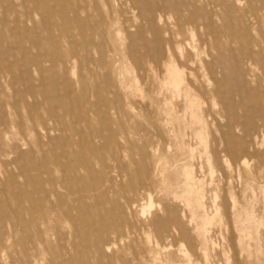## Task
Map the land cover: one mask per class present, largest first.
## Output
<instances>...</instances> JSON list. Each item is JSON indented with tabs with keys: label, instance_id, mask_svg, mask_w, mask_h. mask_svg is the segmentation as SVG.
I'll return each instance as SVG.
<instances>
[{
	"label": "rangeland",
	"instance_id": "rangeland-1",
	"mask_svg": "<svg viewBox=\"0 0 264 264\" xmlns=\"http://www.w3.org/2000/svg\"><path fill=\"white\" fill-rule=\"evenodd\" d=\"M6 69L69 137L0 155V264H264V0H0ZM51 178L39 231L20 200Z\"/></svg>",
	"mask_w": 264,
	"mask_h": 264
},
{
	"label": "bare ground",
	"instance_id": "bare-ground-1",
	"mask_svg": "<svg viewBox=\"0 0 264 264\" xmlns=\"http://www.w3.org/2000/svg\"><path fill=\"white\" fill-rule=\"evenodd\" d=\"M183 18L182 21L186 19ZM164 66L166 70L165 84L170 86L173 91L183 92L191 106L198 105V100L191 97L190 94L188 74L172 62L165 63ZM6 70L0 73V80L9 90V93L0 90V155L14 153L19 159L30 161H34L40 155L41 160L46 161L48 150L54 148L59 140H53L50 137V131H61L63 134L61 139L69 137L67 133H64L69 130V127L64 123V115H61L56 109L59 105L58 100L54 101L43 94L35 93L32 88H29L31 89L29 91L18 89L12 84V72ZM87 79V76L80 74L79 80L84 84L85 93L87 92L85 86ZM69 105L64 103L60 105L62 111H69ZM62 154L56 149L53 150L51 159L54 164L59 163ZM63 188L59 179L51 178L45 184L36 187L38 190L36 196L34 193H30L20 200L28 202L29 205L25 210L30 214L31 224L37 230L44 231L46 224L55 216V208H60L63 204L59 197L60 189ZM188 192L194 193L195 199L199 200L200 195L193 186L188 187ZM53 197H55L54 200Z\"/></svg>",
	"mask_w": 264,
	"mask_h": 264
}]
</instances>
